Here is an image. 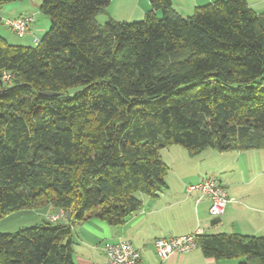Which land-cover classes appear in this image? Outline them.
I'll list each match as a JSON object with an SVG mask.
<instances>
[{
  "label": "trees",
  "instance_id": "trees-1",
  "mask_svg": "<svg viewBox=\"0 0 264 264\" xmlns=\"http://www.w3.org/2000/svg\"><path fill=\"white\" fill-rule=\"evenodd\" d=\"M151 1L141 20L101 23L111 0H43L35 44L0 34V219L49 206L119 225L142 208L137 193L166 187L163 148L264 149V14L247 0L190 16ZM71 236L50 221L0 231V264H75ZM198 243L217 262L264 264V235Z\"/></svg>",
  "mask_w": 264,
  "mask_h": 264
},
{
  "label": "crops",
  "instance_id": "crops-1",
  "mask_svg": "<svg viewBox=\"0 0 264 264\" xmlns=\"http://www.w3.org/2000/svg\"><path fill=\"white\" fill-rule=\"evenodd\" d=\"M217 0H172L174 8L183 16L194 14L203 5ZM257 14H264V0H247ZM41 2L24 0L5 4L0 8L3 19L32 14L35 21L30 39H40L49 28L46 17L31 12ZM152 9L151 0H111L105 9V21L112 17L119 21L141 20ZM158 11V15H160ZM40 18V19H39ZM99 20V19H98ZM102 23V22H101ZM22 44V43H21ZM24 44V43H23ZM35 44V42H34ZM168 165L166 187L156 196L144 194L143 206L119 225H112L100 218H74L60 221L69 224L72 231L75 264H107L105 246L121 240L132 241L140 251L144 264H155L158 256L155 241L194 233L199 227L207 233H239L264 235V150L219 151L208 148L197 155L173 145L161 150ZM253 156H256L254 159ZM205 175L216 177L227 189L230 201L219 217L210 213V199L199 190H188ZM42 221L56 212L46 206L39 211ZM42 222V223H43ZM236 260H221L204 255L197 247L186 254L174 253L164 264H235Z\"/></svg>",
  "mask_w": 264,
  "mask_h": 264
},
{
  "label": "built area",
  "instance_id": "built-area-1",
  "mask_svg": "<svg viewBox=\"0 0 264 264\" xmlns=\"http://www.w3.org/2000/svg\"><path fill=\"white\" fill-rule=\"evenodd\" d=\"M34 22V16L26 14L13 18H5L4 23L19 37H25L31 34V25ZM37 42V40H35ZM12 75L5 73L3 80L10 82ZM188 190H199L203 196L210 199V213L219 217L226 211L230 201L226 187L214 176L205 175L195 184L188 186ZM71 211L61 208L48 215V220L53 223L71 218ZM204 230L198 228L194 233L165 239L159 238L155 241L158 262L155 264H164L172 254H186L199 247L198 236L203 234ZM107 255V264H144L142 255L137 250L132 241L121 240L117 243L108 244L104 248Z\"/></svg>",
  "mask_w": 264,
  "mask_h": 264
},
{
  "label": "rangeland",
  "instance_id": "rangeland-1",
  "mask_svg": "<svg viewBox=\"0 0 264 264\" xmlns=\"http://www.w3.org/2000/svg\"><path fill=\"white\" fill-rule=\"evenodd\" d=\"M33 1L40 3L43 0H33ZM29 10L31 12L40 13L41 14L40 18L46 17L47 23L49 22V25H50V20H49L48 16L43 14L40 11L38 6L35 8L34 7L30 8ZM98 19L102 23L105 22L104 16H100V18H98ZM0 34L3 37H5L12 44H21V43L26 44L30 40L27 36L26 37H18L15 33H13L11 31V29H9L6 26L4 21L0 25ZM30 44H34V42L31 41ZM262 150H264V149H262ZM253 158L255 159L256 156H253ZM137 195L142 197L144 194L137 193ZM38 211L39 210H23V211L15 212V213H12V214H9V215L3 217L2 219H0V231H2V232H13V231H16L20 228L31 227V226H34L36 224L42 223L43 219H42L41 213ZM236 261L237 262L235 264H239V260H236Z\"/></svg>",
  "mask_w": 264,
  "mask_h": 264
},
{
  "label": "water",
  "instance_id": "water-1",
  "mask_svg": "<svg viewBox=\"0 0 264 264\" xmlns=\"http://www.w3.org/2000/svg\"><path fill=\"white\" fill-rule=\"evenodd\" d=\"M43 94L49 95L50 92H44ZM57 93H54V95H56Z\"/></svg>",
  "mask_w": 264,
  "mask_h": 264
}]
</instances>
